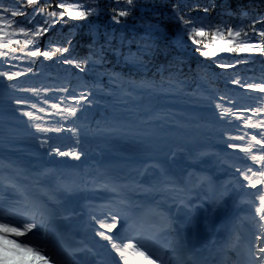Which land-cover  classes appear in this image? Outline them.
<instances>
[{"label": "trees", "instance_id": "1", "mask_svg": "<svg viewBox=\"0 0 264 264\" xmlns=\"http://www.w3.org/2000/svg\"><path fill=\"white\" fill-rule=\"evenodd\" d=\"M58 2L75 3L76 0H40V7L49 11ZM5 6L13 5L14 0H3ZM101 9L98 16H89L86 20L72 21L68 24H56L55 27L39 38L43 48L46 41L52 47L63 46L66 39H71V55L82 60L92 50H103L105 63L86 65V71L80 73L72 65H64L59 58L44 60L39 58L34 67V74L7 81L0 77V157L12 158L31 155L34 160L47 161L52 156L46 148L39 146L33 136L34 129L27 122L13 103L16 98H29L38 107H46L41 97L50 100L59 92L45 94L43 87H69V91H92L89 97L93 101L82 113H78V124L91 131L79 137V148L84 155L79 161L70 157H61L72 181L83 179L91 169L95 172L108 171L115 165L124 170V164L138 155H150L169 163L182 161L183 168L193 164L196 159H204L212 166L218 155L230 153V165L251 163L243 153L229 149L225 136L240 135L232 124L220 121L215 102L220 101L225 107H231V100L236 106H258L264 104L259 97L264 94H252L231 84L237 76L247 78L249 82L264 80V56L255 54L250 62L241 63L235 69H220L208 59L196 54L191 46H181V24L175 19V6L180 3L185 18H202L219 24L222 17L231 26L240 25L246 29L253 26L259 30L262 25L257 21L264 19V0H134L128 17L121 18L116 24L111 19V9L118 7V0H98ZM95 6V5H93ZM119 7H124V0H119ZM207 7L205 14L202 9ZM32 13V6L27 7ZM119 10V8H118ZM27 25L24 17H17ZM67 19V17H65ZM35 24L43 23V17L37 16ZM31 27V25H27ZM13 39L23 40V35ZM187 42V36L184 37ZM149 45L148 54H143V46ZM129 54L141 56L145 68H137L124 62ZM68 56V54H65ZM18 67L5 64L0 71H20L29 66L24 62L12 61ZM104 72H114L125 79H148L154 82L152 92H136L133 96L125 95V85L113 84ZM99 84L104 91L98 92L83 85ZM14 85V87H13ZM40 88L41 97L20 89ZM238 123V122H235ZM110 127L118 128L112 132ZM256 129H248L255 133ZM58 137L50 141L55 145L76 148V137L71 133H50ZM259 138V137H258ZM235 143H244L236 140ZM150 149V151H149ZM255 152V149H253ZM187 163H186V162ZM249 192L247 200L252 201ZM253 209V208H252ZM148 221H153L149 210Z\"/></svg>", "mask_w": 264, "mask_h": 264}, {"label": "snow or ice", "instance_id": "2", "mask_svg": "<svg viewBox=\"0 0 264 264\" xmlns=\"http://www.w3.org/2000/svg\"><path fill=\"white\" fill-rule=\"evenodd\" d=\"M182 2V0H181ZM40 0H14L13 5L5 6L0 0V68L5 64L11 68L18 67L12 61L26 63L27 67L20 71H0V77L7 81H15L17 78L34 74V65L39 58L52 60L59 58L64 65H72L80 73L86 71V65L93 66L105 63L103 50H92L88 57L78 60L71 55L72 41L66 39L63 46L52 47V42L46 41L43 48L39 44V38L47 34L56 24H68L72 21L86 20L89 16H98L101 9L98 0H76L75 3L58 2L51 11L40 7ZM134 0H124V7L112 8L111 19L119 24L121 18L130 15ZM95 5V6H93ZM32 6V13L27 12V7ZM119 8V10H118ZM207 14L209 9L203 8ZM37 16L43 17V23H34ZM17 17H24L18 21ZM67 17V19H65ZM181 4L175 6V19L181 24V36L178 43L184 46L187 43L192 50L200 57L211 60L220 69H235L241 63L250 62L252 56L259 54L264 56V19L257 21L262 28L257 30L254 25L246 29L240 25L231 26L222 17L220 23H212L202 18H185ZM16 35H23L25 39H13ZM188 40L185 42L184 37ZM149 45L143 46V54L147 55ZM68 54V56H65ZM124 62L137 68H145L146 64L139 55L129 54L124 57ZM100 75H107L113 84L127 86L125 95L131 97L136 92H152L155 84L148 79L133 80L125 79L114 72H104ZM231 84L239 86L248 93L264 94V80L260 82H249L247 78L237 76L231 79ZM14 87V85H13ZM84 88L91 87L98 92L104 91L99 85H83ZM23 92H30L33 96L41 97L40 88L20 89ZM42 91L47 94L51 92L63 93L54 96L55 103H50L47 98L41 97L46 107H38L36 103L30 102L29 98H16L13 103L17 106L28 124L34 129L33 136L38 139L39 146L46 148L50 156L70 157L79 161L84 151L79 148L82 133L91 131L86 126L78 124V113L93 103L89 97L92 91L72 92L69 87L61 88L43 87ZM225 96H220L215 102V108L220 121L232 124L239 131L240 135H226L227 147L243 153L245 159L251 162L250 165L235 168V172L242 177L240 187L247 191L255 189L251 193L253 200L249 202L253 208L252 220L259 230L255 236L253 246L247 251L246 264H264V104L258 106H236L231 100V107H225L220 101ZM264 100V95L259 97ZM238 122V123H235ZM256 129L255 133H249L248 129ZM110 131L117 132L118 128L110 127ZM50 133H71L76 137L77 147H66L50 143L58 137L50 136ZM259 137V138H258ZM244 143H235L233 141ZM255 149V152L253 151ZM9 169L16 175H26L35 188H39L41 180L46 176L57 178L55 190L72 192L74 184H66L67 175L63 172L44 169L37 173L28 172L18 161H5L0 159V190L7 184L18 198L10 200L6 205L0 199V264H57L56 256L49 244V234L45 232L47 223L53 216V211L44 202L33 198L27 187L6 180L4 170ZM85 183L93 187L108 188L116 193L113 203L104 206L102 213H90V221L95 222V235L101 240L107 241L115 254L117 264H169V258L164 257L152 243L145 239L144 217L134 212L138 207L137 202H129L123 195L122 185L107 175L98 176ZM53 197L49 196V200ZM123 225L121 231L115 232L118 226ZM171 222L168 221L162 227L153 226V235L157 236L165 229H170ZM238 239V238H237ZM169 247L178 249L179 245L173 239H169Z\"/></svg>", "mask_w": 264, "mask_h": 264}, {"label": "rangeland", "instance_id": "3", "mask_svg": "<svg viewBox=\"0 0 264 264\" xmlns=\"http://www.w3.org/2000/svg\"><path fill=\"white\" fill-rule=\"evenodd\" d=\"M216 158L218 159L212 166L206 164L201 157L183 168L182 161L169 163L152 158L147 153L128 161L124 164V170L116 167L117 162H114L113 168L108 171L95 172L91 169L83 179L72 181L61 157L58 156H52L47 161H36L31 155L0 157L5 161H18L33 174L44 169L63 172L68 177L65 183L75 185V190L70 193L62 189L55 190L57 178L49 175L41 180L39 188H35L26 175L18 176L9 169L4 170L6 180L27 187L33 198L41 200L52 209L53 216L47 223L45 232L49 234V244L57 264H82L77 256L84 257L83 261L87 257L100 256L98 260L101 262L112 261L115 264L114 252L107 241L95 235V222L90 221V213H102L104 206L116 199V193L108 188L93 187L85 183L102 175H107L122 185L123 195L129 202H137L138 207L133 211L144 217L145 239L164 257L169 258V264L184 263L181 250L187 240L193 239V228L206 234L212 244L215 240L224 241L220 256L226 259L225 264H246L247 251L253 246L259 230L251 218L253 209L246 198L253 189L245 191L240 187L242 177L235 172V168L251 163L230 165V153H222ZM49 196L53 199L49 200ZM14 198H18V195L6 184L0 190V199L6 205ZM149 210L153 214V223L148 221L146 215ZM55 221L58 224L57 229L63 231L62 234L68 241L61 243L55 237ZM168 221L171 222L170 229L154 236L153 226L162 227ZM122 225L123 221L114 230V234L121 231ZM215 232L224 233L225 238L215 239ZM169 239L178 243V249L168 246ZM68 243L76 244L79 248L70 250ZM219 244L222 245L221 242ZM216 263L217 261L214 262Z\"/></svg>", "mask_w": 264, "mask_h": 264}, {"label": "bare ground", "instance_id": "4", "mask_svg": "<svg viewBox=\"0 0 264 264\" xmlns=\"http://www.w3.org/2000/svg\"><path fill=\"white\" fill-rule=\"evenodd\" d=\"M53 226H54L53 230L55 231L57 235V236L55 235V237H57L58 240H60V242L62 243L63 241L66 240L65 235L62 234L63 231L61 232L59 229H57V226H58L57 221H55V225ZM192 234H194L193 239L190 236H188L192 240L191 239L187 240L188 242L183 244V247L181 250L182 252L181 255H183L184 262L186 264H214V261L218 259V257L220 256L218 252L222 250L221 248L223 246L224 241H222V245L217 244L216 240L212 244L209 237H207L206 234H201L200 230L195 229V228H193ZM218 243H220V241ZM68 244L71 248L73 247L72 250L79 248V246H76V244H73V243H68ZM98 253L100 255V250L98 251ZM94 254L96 256V252ZM99 257L100 256H96L95 258L87 257L85 261H87L88 264H114L112 261L101 262V260H98ZM113 260L115 261V264H117V259L115 257L113 258Z\"/></svg>", "mask_w": 264, "mask_h": 264}]
</instances>
